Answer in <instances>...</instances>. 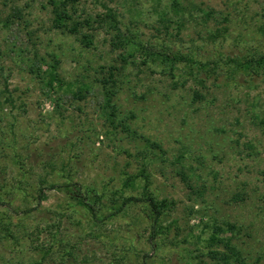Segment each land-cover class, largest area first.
<instances>
[{"label":"rangeland","instance_id":"obj_1","mask_svg":"<svg viewBox=\"0 0 264 264\" xmlns=\"http://www.w3.org/2000/svg\"><path fill=\"white\" fill-rule=\"evenodd\" d=\"M105 6L144 47L215 70L179 62L170 72L114 45L96 22ZM51 9L47 0H0V185L11 205L0 217L14 224L13 238H0V264H220L206 254L212 220L234 225L226 235L246 264H264V74L232 76L228 63L264 53V0H80L73 18L92 21L82 29L88 47L53 27ZM55 60L66 84L58 93L43 82ZM110 68L113 123L98 85ZM142 169L154 195L175 202L152 239L141 202L94 227L64 191L38 205L32 196L46 176L121 203L141 192ZM125 174L138 176L134 188L124 189ZM58 217L61 234L46 253L45 225Z\"/></svg>","mask_w":264,"mask_h":264},{"label":"trees","instance_id":"obj_2","mask_svg":"<svg viewBox=\"0 0 264 264\" xmlns=\"http://www.w3.org/2000/svg\"><path fill=\"white\" fill-rule=\"evenodd\" d=\"M48 4L51 6L53 13L52 25L54 28L60 29L64 32L71 34L80 35V42L83 46L88 47L92 43V36L90 33L82 32L84 26H91L90 19L79 20V18H73L77 12V5L80 0H47ZM173 7L178 6L177 1H172ZM106 11L101 15H97L98 26L103 27L107 26L109 30L114 32V37L117 39L114 41V45H120L129 47L130 50H138L145 54L151 61H159L166 68L171 71L175 69V66L179 62H185L190 64H196L199 71H208L213 72L215 69L214 66H210L209 63H201L199 61L193 60L191 57L179 54H170L165 51H151L149 47H144L140 42L135 41L134 39L127 37L126 34L122 31L118 20V14L111 7H106ZM176 11V10H175ZM160 22L167 28L173 20L168 16L163 15L160 18ZM133 51L128 52V56H132ZM228 63L230 66L229 75L235 76V74H245L247 76L264 74V53L259 55L257 58L251 59H238V58H229ZM58 61L55 60L52 64L47 66L44 76V84L48 92L58 93L66 84L59 77V74L56 72ZM108 73V78H103L99 81L101 91L103 93V102L104 109L106 111V118L110 123L114 122L115 118V106L112 103L114 96V85L113 81V72L112 69ZM111 84V85H110ZM127 129L126 127H124ZM144 142L151 149H157L160 152H163L159 144L150 142L148 139H143ZM139 177H142L143 184L141 186V192L137 196H123L121 195V203L112 202L109 203V200H105L104 194H99L92 188H85L82 190V187L77 183L65 182L63 184L57 182H51L47 179L46 176L39 178V186L34 190L32 196L36 205L40 204L43 200L47 198V191L55 190L64 191L68 194L71 203L76 206H80L85 209L87 214L90 216V222L94 227H98L100 223H104L106 220L112 219L116 216L117 213H120L127 208L131 207L134 203H143L147 211V216L152 220L151 222V233L150 239L158 236L163 232L164 226L162 224V218L165 213L175 206L173 200H168L166 198L159 199L154 195L150 190V179L149 174L145 169H142L138 174ZM138 176H131L125 174V179L123 181V187L125 188H134L135 179ZM18 183L21 181H17ZM20 189V188H18ZM3 194L12 198L14 191L12 189L5 191ZM10 200H5V197H2L1 185H0V205L8 206L10 205ZM11 207V205L9 206ZM8 207V208H9ZM12 210L15 208L12 207ZM20 213V211H19ZM23 213V211H22ZM60 215L61 213H57ZM57 223H49L45 225V229L50 232L53 240L51 244L46 248V253L52 251L54 244L58 241V236L61 234V224L60 217ZM12 226L13 222L10 219H5L0 217V238L10 237L13 238ZM16 226V225H15ZM204 227L208 229V250L206 254L217 260L220 264H246L244 259L241 257L240 253L234 246L231 244V237L226 235L229 231L234 230V225L228 222H218L212 220L210 223H205ZM24 229V228H23ZM22 229V230H23ZM61 244V242H60ZM223 245L225 251L217 250V245ZM215 247V248H213Z\"/></svg>","mask_w":264,"mask_h":264}]
</instances>
